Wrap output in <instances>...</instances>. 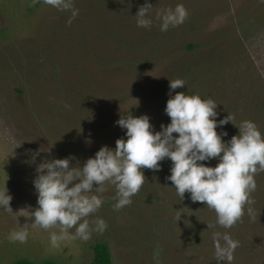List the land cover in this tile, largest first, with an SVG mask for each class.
Instances as JSON below:
<instances>
[{"label": "rangeland", "instance_id": "obj_1", "mask_svg": "<svg viewBox=\"0 0 264 264\" xmlns=\"http://www.w3.org/2000/svg\"><path fill=\"white\" fill-rule=\"evenodd\" d=\"M60 16V11L37 0H0V187L6 184L13 212L21 211L19 215L0 211V264L19 259L89 263L97 242L109 246L113 264H215L213 251L201 255L196 245L186 243L190 229L201 226L202 214L200 207L189 198L182 200L172 182L166 180L171 164L154 189L141 187L132 203L120 210L113 208L114 188L106 185L99 194L104 203L95 215L106 221L107 229L102 234L93 233L87 242L77 241L72 253L49 250L45 230H32L23 244L8 241L12 230L31 222L26 217L28 211L38 207L32 181L39 163L74 155L76 159L70 163L82 166L102 146L115 149L118 138L127 139L126 130H113L120 115H146L150 120L155 114L147 108L152 98L144 95L126 104H111L101 98L92 104L81 95H66L58 64L61 60L57 63L58 57L50 50L44 53L38 41L42 23ZM262 49V45L259 49L248 47L245 60L250 72L232 78L230 97L248 101L260 94L264 88ZM159 74L158 69H151L150 78ZM258 124L264 137V119L259 118ZM260 173L264 171L258 172L255 180ZM260 191L264 193V182ZM252 196L255 200L262 194L255 190Z\"/></svg>", "mask_w": 264, "mask_h": 264}, {"label": "trees", "instance_id": "obj_2", "mask_svg": "<svg viewBox=\"0 0 264 264\" xmlns=\"http://www.w3.org/2000/svg\"><path fill=\"white\" fill-rule=\"evenodd\" d=\"M73 3L79 12L72 23H67L70 12L60 11L59 19L42 23L38 38L44 53L50 50L58 57L57 63L61 60L58 64L66 95H81L92 104L100 98L111 104H126L133 97H150L147 108L155 110L150 124L159 131L161 124L170 123L164 112L169 99V79H182L185 85L175 89L173 95L184 92L211 98L218 104L217 120L231 114L235 123L250 120L259 129V118L264 119V88L248 101L239 100L236 95L230 97V90L233 77L247 76L250 72L245 60L248 47L259 49L262 45L264 50V3L260 0H148L153 6L150 12L153 25L148 29L137 27L134 16L145 0H73ZM177 4L187 9V19L161 32L156 12ZM151 69L160 71L155 79L150 78ZM119 128L117 125L113 130ZM216 131L227 132L222 137L224 141L238 134V128L231 122L217 126ZM166 159L160 162L159 171L142 169L145 181L141 187L151 190L160 183L162 172L172 164ZM218 162L213 158L202 163L215 167ZM260 174L256 176V191L262 196L252 205L255 219L245 212L235 225L224 229L215 223L214 210L203 202H195L200 207L202 224L190 229L186 243L196 245L201 255L214 253L213 233L227 231L239 241L232 264H264V193L260 191L264 173ZM140 193L141 190L137 194ZM184 197L188 199L189 194L186 192ZM209 223L213 227L208 228ZM93 250L92 261L84 264H113L106 243L97 242ZM12 264L61 263L19 259Z\"/></svg>", "mask_w": 264, "mask_h": 264}, {"label": "clouds", "instance_id": "obj_3", "mask_svg": "<svg viewBox=\"0 0 264 264\" xmlns=\"http://www.w3.org/2000/svg\"><path fill=\"white\" fill-rule=\"evenodd\" d=\"M37 2L70 12L68 24L79 12L73 0ZM152 7L148 0L139 7L134 15L137 27L148 29L153 25ZM187 16L184 5L177 4L158 10L155 20L160 31L165 32L183 24ZM184 85L182 79H169V99L164 112L170 123L161 124L159 131L154 130L146 115L121 116L115 124L126 130L127 139L118 138L115 149L102 146L82 166L70 163L76 159L74 155L39 163L32 181L38 207L28 211L26 217L31 222L12 230L8 241L23 244L32 230H45L49 233V250L74 252L77 241L87 242L93 233L102 234L107 229L106 221L95 215L104 203L99 194L106 190V185L114 188L113 208L120 210L132 203L131 198L144 184L142 169L159 171L160 162L166 158L172 162L166 180L172 182L177 195L183 200L187 192L192 202H203L214 210L217 225L230 229L245 212L255 219L251 193L257 187L254 176L264 171V137L253 121L235 123L231 114L217 120L218 104L211 98L184 92L172 94ZM229 122L238 128V134L224 141L222 137L227 132L218 134L216 129ZM213 158L219 161L215 167L202 163ZM11 200L5 184L0 187V211L19 215L21 211L13 212ZM207 226L213 227L211 223ZM212 240L216 264H232L239 241L227 231L214 232Z\"/></svg>", "mask_w": 264, "mask_h": 264}]
</instances>
